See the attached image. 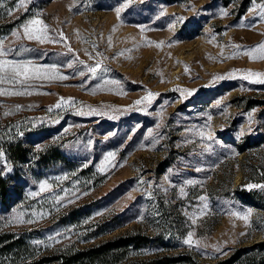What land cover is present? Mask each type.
I'll use <instances>...</instances> for the list:
<instances>
[{"label": "rangeland", "instance_id": "rangeland-1", "mask_svg": "<svg viewBox=\"0 0 264 264\" xmlns=\"http://www.w3.org/2000/svg\"><path fill=\"white\" fill-rule=\"evenodd\" d=\"M262 8L264 0L5 3L0 59L55 68L57 78L0 84L9 93L0 95V141L23 139L34 153L16 163L1 152L10 181L2 225L46 251L165 228L173 250L203 263L264 240V209L238 190L263 185L250 166L264 173V76L250 73H264V60L243 54L264 43ZM33 19L54 42L23 35Z\"/></svg>", "mask_w": 264, "mask_h": 264}, {"label": "trees", "instance_id": "trees-1", "mask_svg": "<svg viewBox=\"0 0 264 264\" xmlns=\"http://www.w3.org/2000/svg\"><path fill=\"white\" fill-rule=\"evenodd\" d=\"M15 1L0 0V29L5 27L3 22L6 19L1 7L5 3L14 4ZM2 151L16 163L28 160L34 154L25 147L23 139L9 140L6 143L0 141V153ZM51 151L52 149H48L46 153H41L40 159L47 162ZM250 169L252 176H260L254 181L264 185V173L260 172L259 166L251 165ZM9 183V178L0 173L1 204H6L10 197ZM238 190L245 203L264 209V187L247 189L240 185ZM113 230V227L96 230L88 234V239L102 237ZM171 236L170 230L165 228H159L156 234L132 230L84 248L64 244L46 251L33 243L32 238L35 237L19 235L5 228L0 221V264H264V240L248 247L237 248L227 258L203 263L190 251L173 250V244L165 241Z\"/></svg>", "mask_w": 264, "mask_h": 264}, {"label": "snow or ice", "instance_id": "snow-or-ice-1", "mask_svg": "<svg viewBox=\"0 0 264 264\" xmlns=\"http://www.w3.org/2000/svg\"><path fill=\"white\" fill-rule=\"evenodd\" d=\"M25 4V0H19V6L23 7ZM121 9L117 8L116 12L117 15L119 16ZM227 13H224L226 15ZM261 14H264V8H262ZM181 21H183L184 18H179ZM23 28V35L28 39V40H35L41 44L46 43V42H54L50 40V37L48 35V26L43 23L42 20L40 19H33L29 22H27L25 25L22 26ZM14 35H17L19 38V33H14ZM256 53V55H253ZM243 54H247L250 56L252 59H262L264 60V43L256 46L253 49L246 50ZM7 55V52L3 48L2 42H0V57H5ZM68 67H72V64H69ZM56 70L55 68L51 69H44V68H38L34 66H30L28 64H23V63H14L10 60L7 59H0V84L2 83H14V82H19V83H25L29 79L32 78H41V77H47V78H57L55 76H50L49 73H54ZM89 72L95 74L97 69L96 68H90L88 70ZM83 75V73H80ZM250 75H255V76H264V73H250ZM61 80L68 79L67 76H59L58 77ZM257 82L264 83V79L259 80ZM3 94H9L5 92L4 90L0 89V95ZM11 94H24L20 92L16 93H11ZM153 94L149 93L147 97L142 98V100L136 101V104H141L145 101H149L151 96ZM62 103L67 105L71 104L72 101L71 99L69 100H64V98H61ZM62 104L58 103L56 105L57 108L61 107ZM211 139V137H209ZM0 156H2V153H0ZM114 157V153H109L107 159H111ZM107 162V160H106ZM47 185H43L41 187V191L45 190ZM249 189L253 187H264V185H248L247 186ZM245 220H247V216L243 217ZM31 222V221H29ZM186 244H191V234L189 235V238L184 241Z\"/></svg>", "mask_w": 264, "mask_h": 264}, {"label": "bare ground", "instance_id": "bare-ground-1", "mask_svg": "<svg viewBox=\"0 0 264 264\" xmlns=\"http://www.w3.org/2000/svg\"><path fill=\"white\" fill-rule=\"evenodd\" d=\"M122 46V45H121ZM130 47V46H129ZM212 63V62H211Z\"/></svg>", "mask_w": 264, "mask_h": 264}]
</instances>
